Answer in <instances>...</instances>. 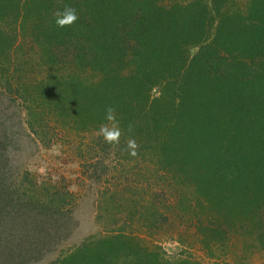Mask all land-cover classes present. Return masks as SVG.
<instances>
[{
    "label": "trees",
    "instance_id": "obj_1",
    "mask_svg": "<svg viewBox=\"0 0 264 264\" xmlns=\"http://www.w3.org/2000/svg\"><path fill=\"white\" fill-rule=\"evenodd\" d=\"M65 4L78 20L59 28L54 13ZM23 44L35 57H18ZM0 91L33 134L60 127L92 136L134 177L124 193L102 192L101 233L52 264H208L167 259L150 243L170 215L192 230L209 264L264 253V0H0ZM108 106L118 148L98 135ZM12 142L0 130V226L18 229L0 227V258L16 253L30 264L73 232V195L51 193L27 170L11 173Z\"/></svg>",
    "mask_w": 264,
    "mask_h": 264
},
{
    "label": "rangeland",
    "instance_id": "obj_2",
    "mask_svg": "<svg viewBox=\"0 0 264 264\" xmlns=\"http://www.w3.org/2000/svg\"><path fill=\"white\" fill-rule=\"evenodd\" d=\"M28 54L35 57L30 52L29 45L23 44L22 51L17 55L22 58ZM25 119V113L19 103L17 104V102L6 98L0 91V130L8 131L13 140L9 146L11 155L9 154L10 159H8L11 173H17L16 169L27 170L40 184L52 188L51 193L54 188H58L62 192L67 191L73 195L71 206L73 232L64 238L60 245L45 253L41 260L30 263L52 264L83 239L101 233V227L96 223L95 217L98 206L106 198L102 192L110 188H117L116 185H118L120 190L122 188L120 193H124L132 186L131 183L134 177L126 168L125 171L121 168L119 158L107 154L108 152L101 153L99 148L91 143L92 136L60 127L56 128V133L52 130L49 131V128H44L42 132L35 135L26 127ZM49 125H46V127ZM43 139L49 140V143H43ZM97 155L100 162L95 165ZM5 162L2 161V163ZM133 164L130 165L133 166ZM161 193L168 198V202L172 201L170 198L171 192ZM108 195H114L117 203L119 202L120 195L117 197L116 194L109 193L106 195L107 198H112ZM125 195V197H128L127 194ZM175 220L170 215V225L161 232L151 235L150 240L152 242L150 241V243H157L167 259L176 258L178 255L190 256L209 264L210 262L206 260V255L197 244L192 230L187 229L185 225H178ZM12 224L10 225L8 221L0 227H3L6 234H13L12 231L17 233L18 229L15 222ZM135 231L139 232V230ZM10 240L12 245H18L19 243L18 239L10 238ZM178 241H181V243ZM15 250L17 251L16 248ZM15 255L12 257L2 256L0 264H19L21 259ZM4 260L6 261L4 262ZM23 263L24 260L21 264ZM246 264H264V253L255 252Z\"/></svg>",
    "mask_w": 264,
    "mask_h": 264
},
{
    "label": "clouds",
    "instance_id": "obj_3",
    "mask_svg": "<svg viewBox=\"0 0 264 264\" xmlns=\"http://www.w3.org/2000/svg\"><path fill=\"white\" fill-rule=\"evenodd\" d=\"M55 24L59 28H70L78 20L77 10L71 5L65 4L62 10H57L54 13ZM105 120L100 126L98 135L102 136L105 143L112 146L113 148H118L120 145V138L122 131L119 126V121L116 119V110L112 106L105 108ZM134 126L130 123L127 127L128 133L133 132ZM138 145L134 138H129L126 140V150L129 155L136 157L138 155Z\"/></svg>",
    "mask_w": 264,
    "mask_h": 264
}]
</instances>
